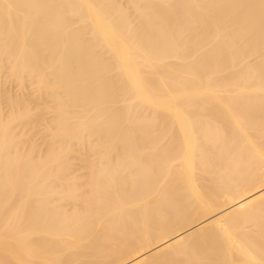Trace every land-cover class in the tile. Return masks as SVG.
Instances as JSON below:
<instances>
[{
	"label": "bare ground",
	"instance_id": "obj_1",
	"mask_svg": "<svg viewBox=\"0 0 264 264\" xmlns=\"http://www.w3.org/2000/svg\"><path fill=\"white\" fill-rule=\"evenodd\" d=\"M0 264H264V0H0Z\"/></svg>",
	"mask_w": 264,
	"mask_h": 264
}]
</instances>
